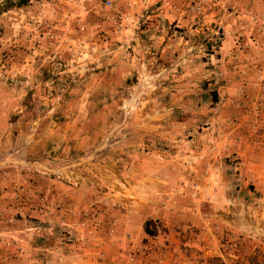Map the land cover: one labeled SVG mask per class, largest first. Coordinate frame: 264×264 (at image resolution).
Here are the masks:
<instances>
[{
    "label": "rangeland",
    "instance_id": "rangeland-1",
    "mask_svg": "<svg viewBox=\"0 0 264 264\" xmlns=\"http://www.w3.org/2000/svg\"><path fill=\"white\" fill-rule=\"evenodd\" d=\"M249 62L264 0H0V264H264V77L203 129Z\"/></svg>",
    "mask_w": 264,
    "mask_h": 264
},
{
    "label": "crops",
    "instance_id": "crops-1",
    "mask_svg": "<svg viewBox=\"0 0 264 264\" xmlns=\"http://www.w3.org/2000/svg\"><path fill=\"white\" fill-rule=\"evenodd\" d=\"M223 48V47H220ZM236 66L239 67V71L241 74L247 73V75H250L252 78H248L245 77L243 75H240L239 77H235L233 76H229L228 77L225 76V80L221 83V87H223L225 90L222 92V94L219 93L218 91V101H216V105H218L216 111H214V117H211V121L209 124H207L208 122H205V124L207 125L206 127H203V129L206 132H210V133H204L206 136L210 137L208 140H211V138L213 137V135L215 134V132L219 133L221 132V130L226 129L225 131H223V133L225 132L227 134V136L230 135L231 130L228 128H221L220 126H216L218 124L216 123H220L223 121H227L230 122L229 120H231V115L228 116H221V114H219V109L220 107L222 108H227L229 112H233L234 111V107L238 106H242L244 107V112H252V109L250 108V111L247 110L246 107H251V105L248 103V100H250V96H251V90L249 89V85L251 80H258L264 77V64L261 65V62L259 63H254V62H249L247 64H243V65H234L231 66L229 68H231L234 72H235V68ZM246 67V68H244ZM247 69V71H246ZM220 79V78H218ZM222 79V78H221ZM220 79V80H221ZM214 83H217V80H214ZM264 89V88H263ZM249 91V92H247ZM253 96H251V100H252ZM254 99V98H253ZM264 96L263 99L261 101V113L258 115V119H263L264 120ZM255 103V101H254ZM221 104V105H219ZM236 112H239V109H236ZM243 113V112H242ZM249 114V113H248ZM249 117V115H248ZM214 118V119H213ZM217 118V120H216ZM222 119V120H221ZM258 130V129H256ZM264 134V133H263ZM197 138V137H196ZM231 144H228L227 149H228V153L230 154L232 151L237 152V148H232L231 149ZM224 148H225V144H224ZM232 150V151H231ZM10 170L7 169H0V235H12L15 228V225L13 224L14 220L13 219V214H12V205L11 202H13L12 199V195H11V190L12 187L14 185V180H13V176L11 174V172H9ZM56 182V186H54L58 191H56L57 193V197H61V194L63 191H61L62 188H64L62 186V184L57 183V181H54V183ZM26 183H28V180H26ZM27 185V184H26ZM69 193H73V191H68ZM70 195V194H69ZM67 197V196H66ZM70 198V196H68ZM2 206L4 207L3 212H1V208ZM21 209L24 207H20ZM3 209V208H2ZM18 210V209H17ZM29 215H33V210H30V213L28 212L25 216H29ZM28 226H26V230H29V228H27ZM11 231V232H10ZM11 233V234H10ZM16 245L22 246L25 245L22 242H20L19 244H13L10 241V245L7 246V248H2L5 251H8V253L10 252H14L17 250ZM10 247V248H9ZM24 248H22L21 250H23ZM11 250V251H10ZM10 251V252H9ZM21 255V254H19ZM12 257V256H11ZM9 256L7 257V259H9L7 262H9L10 264H12L14 261H12L13 259ZM18 260V258H16ZM20 262H18L19 264ZM21 264V263H20Z\"/></svg>",
    "mask_w": 264,
    "mask_h": 264
},
{
    "label": "trees",
    "instance_id": "trees-1",
    "mask_svg": "<svg viewBox=\"0 0 264 264\" xmlns=\"http://www.w3.org/2000/svg\"><path fill=\"white\" fill-rule=\"evenodd\" d=\"M19 3H21V2H19ZM213 98H214V100H216V95H215V92H213ZM145 229H146V231H148V229H147V227L145 226Z\"/></svg>",
    "mask_w": 264,
    "mask_h": 264
}]
</instances>
